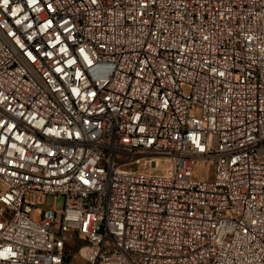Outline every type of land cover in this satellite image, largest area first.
Here are the masks:
<instances>
[{
	"label": "built area",
	"instance_id": "obj_1",
	"mask_svg": "<svg viewBox=\"0 0 264 264\" xmlns=\"http://www.w3.org/2000/svg\"><path fill=\"white\" fill-rule=\"evenodd\" d=\"M0 264H264V0H0Z\"/></svg>",
	"mask_w": 264,
	"mask_h": 264
},
{
	"label": "rangeland",
	"instance_id": "obj_2",
	"mask_svg": "<svg viewBox=\"0 0 264 264\" xmlns=\"http://www.w3.org/2000/svg\"><path fill=\"white\" fill-rule=\"evenodd\" d=\"M51 201H52V198L50 197L49 202L51 203ZM56 207H57L58 211L61 210V208H62V199L61 198L58 199Z\"/></svg>",
	"mask_w": 264,
	"mask_h": 264
},
{
	"label": "trees",
	"instance_id": "obj_3",
	"mask_svg": "<svg viewBox=\"0 0 264 264\" xmlns=\"http://www.w3.org/2000/svg\"><path fill=\"white\" fill-rule=\"evenodd\" d=\"M72 250H76L79 246H80V243L78 242V240L75 238V241L74 243L70 244Z\"/></svg>",
	"mask_w": 264,
	"mask_h": 264
}]
</instances>
